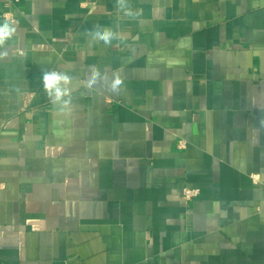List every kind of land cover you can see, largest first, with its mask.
Here are the masks:
<instances>
[{
    "label": "crops",
    "instance_id": "obj_1",
    "mask_svg": "<svg viewBox=\"0 0 264 264\" xmlns=\"http://www.w3.org/2000/svg\"><path fill=\"white\" fill-rule=\"evenodd\" d=\"M6 20L0 264H264V0H0Z\"/></svg>",
    "mask_w": 264,
    "mask_h": 264
},
{
    "label": "clouds",
    "instance_id": "obj_2",
    "mask_svg": "<svg viewBox=\"0 0 264 264\" xmlns=\"http://www.w3.org/2000/svg\"><path fill=\"white\" fill-rule=\"evenodd\" d=\"M118 6L126 8V0H118ZM126 15L133 16L134 13L131 9L126 11ZM16 31V22L14 20H6L0 23V48L4 43L11 39ZM88 35L94 39L102 41L106 45H110L112 40L116 38L117 34L109 27L97 26L94 30L90 31ZM123 38V37H121ZM7 55L6 52L0 51V56ZM100 72L98 69L93 68L91 75L88 80L89 86L96 83L100 78ZM71 77L67 74L48 70L44 71L42 74V87L51 99L54 105H58L61 108H68L71 103V98L68 93V85L71 82ZM122 81L118 76L114 77L111 83V89L113 91H118Z\"/></svg>",
    "mask_w": 264,
    "mask_h": 264
},
{
    "label": "built area",
    "instance_id": "obj_3",
    "mask_svg": "<svg viewBox=\"0 0 264 264\" xmlns=\"http://www.w3.org/2000/svg\"><path fill=\"white\" fill-rule=\"evenodd\" d=\"M13 2H19V0H11ZM8 15H5V17H7ZM9 19H11L9 17ZM187 146V142L184 140V139H181L178 141V144H177V148L178 149H185ZM252 179L255 183H260V176L259 175H252ZM263 187H264V183H263ZM200 195V190L197 189V188H185L183 191H182V196H183V199L185 200V202L189 203V202H192L194 201L196 198H198Z\"/></svg>",
    "mask_w": 264,
    "mask_h": 264
}]
</instances>
